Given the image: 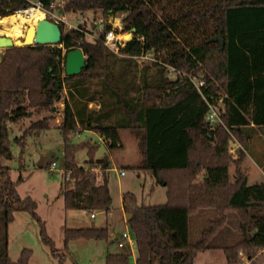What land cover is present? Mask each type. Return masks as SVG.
<instances>
[{"label": "trees", "instance_id": "16d2710c", "mask_svg": "<svg viewBox=\"0 0 264 264\" xmlns=\"http://www.w3.org/2000/svg\"><path fill=\"white\" fill-rule=\"evenodd\" d=\"M30 1L42 3L49 11V5L58 0H0V18L26 10ZM64 1L57 14L99 11L104 18L126 14L123 30L133 31V40L121 50L127 57L118 59L103 44L110 25L98 40L88 41L85 29L66 31L60 23L62 37L55 47L5 50L0 61V264H27V256L17 263L10 261L8 226L16 211L29 208L34 215L36 208L18 197L9 169L2 163L13 159L10 126L31 111L43 110L45 96L65 86L68 100L58 129L64 141L65 177L69 175L73 182L69 189L67 180L64 183L66 210L108 211L111 205L106 175L110 160L95 161L94 147L72 145L69 136L83 130L95 132L112 152L122 149L120 133L129 131L140 143L138 169L150 172L158 184L169 188L172 202L128 210L123 198L126 225L143 264H193L205 246L203 242L189 245L188 220L194 211L204 209L239 211L243 245L264 249V183L248 185L241 170L253 134L264 128V0ZM215 36L224 41L222 50L217 43H207ZM75 49L82 51L86 64L78 76L67 77L65 56ZM161 53L165 55L158 62ZM140 55H151L158 63L141 69L138 85L125 83L135 66L133 56ZM118 62L120 67L114 71ZM170 68L203 78L210 102L223 95L221 125L209 130L206 104L188 79L174 75L172 80ZM151 69L154 72L148 77ZM91 82L98 92L89 94ZM96 97L98 109L90 111L88 105ZM47 124V119L32 123L12 140L20 148V157L29 134H39ZM231 139L241 146L234 161L228 154ZM85 147L90 159L79 167L73 157ZM230 164L235 166L232 181ZM202 171L204 176L197 181ZM43 237L49 244L45 233ZM78 239L115 240L106 228L65 230V244ZM108 264H131L130 255L109 257Z\"/></svg>", "mask_w": 264, "mask_h": 264}, {"label": "rangeland", "instance_id": "374dc122", "mask_svg": "<svg viewBox=\"0 0 264 264\" xmlns=\"http://www.w3.org/2000/svg\"><path fill=\"white\" fill-rule=\"evenodd\" d=\"M55 15L58 18L61 16L57 13ZM125 15L118 14L114 17L104 18L99 11H89L84 14L62 16L69 24H63L66 31L70 30L69 26H76L77 20L84 21V25L80 28L85 29L87 40L93 41L92 38L99 36L100 31L98 28L94 31L90 26L97 24L99 20L111 25L116 34L123 39V36L129 33L123 30L122 20ZM43 19L53 21L50 16H43ZM56 21L60 24L59 20ZM1 30L0 27V37L15 39L4 34ZM4 53L5 49H0V55L3 56ZM164 55V53L159 54L157 61L160 62ZM117 58L121 57L117 56ZM153 60L155 58L151 55H148L147 59H134L135 66L131 70V74L125 77V83L132 82L134 85H138L137 83L141 81V69L150 67ZM119 67V62L114 64V71ZM153 72V69L149 70L148 77ZM169 77L172 80L175 78L173 75ZM89 87V94L99 91L95 82H91ZM67 91L68 88L65 86L64 90L58 91L54 95L45 96L46 107L43 110L31 111L27 118L10 126L12 131L10 133V150L13 159L2 163L9 169L10 181L15 185L18 197L23 202L34 203L36 208L34 215L29 208L16 211L13 214V220L8 226L9 259L12 263H17L21 257L27 256V264H108L109 257L128 254L131 264H143L136 245L129 247L126 244L123 248H119L116 239L126 233L134 241V237L126 225L127 211L134 206L157 208L171 205L172 202L168 198L169 188L158 184L150 172L136 167L141 165L139 162L141 149L139 139L135 134L123 131L122 149L108 152L103 140L95 132L83 130L80 133L71 134L69 142L72 145L88 143L90 147L95 148L92 154L95 161H101L104 157H108L111 161L110 169L106 174L111 205L108 211L66 210L64 207V183L67 180L63 156L64 141L58 127L63 119L64 103L68 100ZM98 101L99 97H96V101L88 105V109L96 111ZM43 119L48 120L47 129L39 134H29L24 153L20 157V148L12 140L21 136L32 123ZM262 133H264V128L263 130L258 129L253 134L251 144L245 152L241 165V170L247 176L248 185L264 183V169L260 165L261 169L255 166L258 163L252 153L253 150L256 155L264 153V144L257 139ZM235 142L234 139H231L228 144V154L232 161L238 159L240 152V149L235 150L232 154L229 152V147L234 146ZM42 158L45 159L43 167L38 168L37 164ZM89 159L86 147L77 151L73 157L74 163L79 167H83ZM51 163H55V169H50ZM120 171H123L124 175H120ZM234 172L235 166L230 164L231 181ZM203 176L204 171L200 173L197 181H201ZM19 179L21 182L17 183ZM67 182V189H69L73 182L71 180H67ZM128 196H131L133 201L128 200ZM124 197L127 200L128 210L123 209ZM91 215H95V217H91ZM241 219V214L236 210L204 209L194 211L188 220L189 245L194 247L203 242L205 250L196 255L193 264H264V249H254L243 245L239 232ZM104 228L108 230L110 236H113L111 238L115 239L111 243L104 239H78L71 240L67 244L64 242L65 230ZM44 233L49 244L43 237Z\"/></svg>", "mask_w": 264, "mask_h": 264}, {"label": "built area", "instance_id": "2783aa9c", "mask_svg": "<svg viewBox=\"0 0 264 264\" xmlns=\"http://www.w3.org/2000/svg\"><path fill=\"white\" fill-rule=\"evenodd\" d=\"M30 5L26 10L20 11V12H26V11H40L41 13H43L44 17L45 16H50L51 19H53L52 22L58 24V22L56 20H59L61 24H68L66 18L64 16H60V18H58L55 14L57 13V11L61 10L64 8V0H58L55 2H52L49 5V11H45L43 8L42 3L38 2V1H30L29 2ZM84 21L82 20H77L76 26H69L70 30H80L83 25H84ZM111 23V21H110ZM69 25V24H68ZM94 25V29L98 28L100 32H104L105 30V26L107 25L105 23V21L103 20H99L97 24H91V26ZM111 26V25H110ZM69 29L67 31H70ZM93 41L94 40H98L99 36L93 37L92 38ZM143 40V39H141ZM129 43L126 42L123 39L120 38V36H118L116 34V32L114 31V29H111L105 33L104 35V39H103V44L104 46L114 55L118 56V57H127L125 54L121 53V50L125 47V45ZM147 59L148 55H140V56H133V59ZM153 63H158L157 61L153 60ZM170 72L171 74L174 76H178L181 78H186L188 79V81L192 84V86L194 87V89L196 90V92L200 95L202 101L206 104L208 111L205 117V121L206 123L209 125V130L213 131L218 125H221V115L223 114L224 110H223V95L219 96V99L216 102H210L208 100V98L205 95V91L207 90L206 87V83L205 80L201 77H196V76H190V75H186L184 73L178 72L173 68H170ZM212 99V98H211ZM240 149L241 150V146L235 142L234 146L229 147V152L232 154L233 152H235V150ZM56 165L55 163H51L50 165V169H55ZM120 175H124L123 171L119 172ZM69 175H66V179L68 180ZM100 178V175L98 176V179ZM91 217H95V215H91ZM117 241V246L119 248H123L126 244L129 247H132L133 245H135V241H133L132 239H130L129 235L124 233L122 234L119 238L116 239Z\"/></svg>", "mask_w": 264, "mask_h": 264}, {"label": "water", "instance_id": "95a60500", "mask_svg": "<svg viewBox=\"0 0 264 264\" xmlns=\"http://www.w3.org/2000/svg\"><path fill=\"white\" fill-rule=\"evenodd\" d=\"M94 29V25H92ZM62 33L58 24L47 20H39L35 26H30L25 31L24 37L10 39L8 37H0V49L20 48V47H35V46H57L61 41ZM126 42L133 40V31L123 36ZM207 43H217L222 50L224 41L218 37L210 38ZM2 56L0 55V61ZM86 58L80 49L70 51L65 56L64 70L67 77L78 76L84 69ZM42 158L37 164L38 168H42L44 164Z\"/></svg>", "mask_w": 264, "mask_h": 264}, {"label": "bare ground", "instance_id": "6f19581e", "mask_svg": "<svg viewBox=\"0 0 264 264\" xmlns=\"http://www.w3.org/2000/svg\"><path fill=\"white\" fill-rule=\"evenodd\" d=\"M43 16V13L37 10L14 13L0 18L1 31L14 38L24 37L28 27L34 26Z\"/></svg>", "mask_w": 264, "mask_h": 264}, {"label": "crops", "instance_id": "0c3cea01", "mask_svg": "<svg viewBox=\"0 0 264 264\" xmlns=\"http://www.w3.org/2000/svg\"><path fill=\"white\" fill-rule=\"evenodd\" d=\"M124 134V132H121L120 133V137H121V140H122V135ZM258 140H259V142H263V144H264V133H262L261 135H259L258 136V138H257ZM123 143V142H122ZM252 153H253V157L256 159V161H257V163L258 164H255V166L257 167V168H259V165L261 166V168L262 169H264V164H262V162L264 161V153H261V154H259L260 155V158H259V155H256V152L253 150L252 151ZM258 156V157H257ZM250 157V156H249ZM140 163H141V155H140V161H139ZM261 163V164H260ZM110 164H111V161H110ZM140 165H138V166H136V167H139ZM261 168H259V169H261ZM262 183V182H261ZM110 237H113L112 235L110 236Z\"/></svg>", "mask_w": 264, "mask_h": 264}]
</instances>
